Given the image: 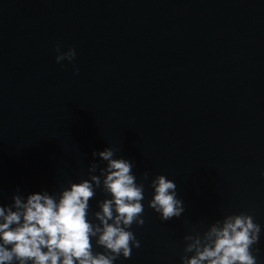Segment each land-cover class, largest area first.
<instances>
[{
	"label": "water",
	"instance_id": "1",
	"mask_svg": "<svg viewBox=\"0 0 264 264\" xmlns=\"http://www.w3.org/2000/svg\"><path fill=\"white\" fill-rule=\"evenodd\" d=\"M57 43L74 62L56 63ZM108 147L145 197L140 247L114 264H181L185 235L241 212L264 264V0H0V205L17 188L58 196ZM157 175L180 218L148 207Z\"/></svg>",
	"mask_w": 264,
	"mask_h": 264
},
{
	"label": "clouds",
	"instance_id": "2",
	"mask_svg": "<svg viewBox=\"0 0 264 264\" xmlns=\"http://www.w3.org/2000/svg\"><path fill=\"white\" fill-rule=\"evenodd\" d=\"M55 61L74 62L75 48L62 51L55 45ZM74 74L80 69L73 65ZM94 161L88 168L89 178L70 183L59 195L47 191L29 194L26 198L19 188L11 205H0V264H114L121 256L131 258L132 248L140 241L130 230L145 221L144 184L137 183L133 174L134 161L114 158L111 147L93 152ZM99 169L100 175H94ZM149 172L143 173L147 180ZM154 195L148 207L160 214L162 222L180 218L185 212L183 201L177 197V185L164 175H157L150 184ZM100 189L111 198L98 202L99 211L88 219L89 201ZM261 226L252 215H227L211 224L201 235L188 234L181 264H257L254 248L260 242ZM95 245L103 251H94ZM192 255L189 256L188 254Z\"/></svg>",
	"mask_w": 264,
	"mask_h": 264
}]
</instances>
